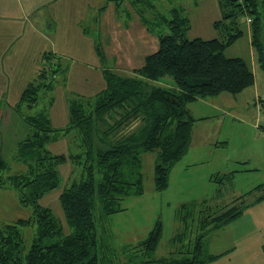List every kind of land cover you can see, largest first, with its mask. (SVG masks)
Instances as JSON below:
<instances>
[{"label":"rangeland","instance_id":"374dc122","mask_svg":"<svg viewBox=\"0 0 264 264\" xmlns=\"http://www.w3.org/2000/svg\"><path fill=\"white\" fill-rule=\"evenodd\" d=\"M96 2L94 6V0H77L74 13L78 11V14L72 18L66 15L70 17L71 25L82 16L80 24L83 28L88 27L86 37L90 41L89 44L78 42L77 37L64 35L67 43H63L64 38H59L57 49L63 52L59 59L62 66L53 79L52 89L39 93V102L33 109L21 106V109L16 107V111L3 114L0 157L9 165L3 177L22 173L26 168L15 160L17 144L29 133L25 116L42 112L49 119L52 129L68 126L70 102L80 100L85 104L90 101L92 105L96 95L105 87L104 71L133 77L131 70L124 67L127 64L141 65L144 56L158 49L156 36H164L169 32L168 21L176 10L189 21L185 34L187 40H212L221 35L213 26L222 20L218 0ZM101 4L104 6V18L99 22V31L96 33L91 25V17L97 14L96 7ZM61 15L62 21L60 19L58 22L63 25L65 15ZM262 18L261 41L264 52V13ZM238 19L243 34L226 47L223 54L228 58L239 57L249 65L254 75L253 85L237 95L221 93L226 97L220 96L221 100H217L222 103V113L208 104L209 100H214L210 97L185 103L184 107L193 110L194 116L207 118L197 122L187 151L170 169L165 189L155 190V153H142V193L122 198L116 205L117 212L111 214H104L102 207L96 204L95 230L105 264H140L143 257L138 246L157 225L161 227L160 241L151 260L170 257L178 249L187 253L190 244L201 232L199 223L203 216L232 206L236 198L240 199L239 202L243 201L244 205H249L251 199L264 194V61L260 60L259 53L251 45V24L242 16ZM147 29L152 34L149 30L148 35ZM44 31L48 34L47 28ZM93 43L99 54L94 51ZM49 45L47 41L44 46H47L44 49L47 52L51 51ZM42 63L47 67L46 59L44 62L38 59V68H41ZM51 63L55 65V61ZM27 81L36 83V76ZM170 82L168 78L158 84L171 90ZM18 94L19 91L13 95L10 93L9 98L16 101L20 97ZM76 135L73 129L68 135L49 139L45 149L52 155L78 153L75 145L79 139ZM84 168L82 163L77 166L71 161L59 165L58 187L38 201L41 206L51 209L54 217L62 222L64 230L66 222L58 196L72 180L85 176ZM31 214L29 207L20 205L17 189L6 184L0 190V227L16 219H26ZM22 233L27 248L34 233L33 228L23 229ZM177 235L183 238L182 243L173 242ZM206 245L216 253L226 251L216 258L217 262L211 264H264V200L249 205L241 216L219 230L210 232Z\"/></svg>","mask_w":264,"mask_h":264},{"label":"trees","instance_id":"16d2710c","mask_svg":"<svg viewBox=\"0 0 264 264\" xmlns=\"http://www.w3.org/2000/svg\"><path fill=\"white\" fill-rule=\"evenodd\" d=\"M218 1L222 20L213 26L221 32L219 38L187 40L189 21L176 10L168 21L169 32L156 36L158 49L144 56L143 64L133 69V77L104 71L105 87L92 105L90 101L70 102L68 126L52 129L42 112L24 117L29 133L17 144L15 160L26 168L22 173L3 177L9 165L0 157V190L6 184L17 189L20 205L29 207L32 214L0 227V264H105L95 230L96 204L104 214H111L117 212L116 205L122 198L142 193V153H155V190L165 189L172 165L187 151L191 139L195 119L184 107L185 103L226 92L237 95L253 85L249 65L239 57L228 58L223 54L243 34L238 26L240 16L251 19V45L264 61L261 41L264 0ZM53 57L43 55L47 67L38 71L36 83L32 81L23 89L20 104L33 109L39 102V93L52 89L53 79L61 70L59 61ZM168 78L171 90L158 84ZM73 129L79 139L78 153L52 155L45 149L49 139ZM66 161L77 166L82 163L85 176L72 180L59 193L66 222L64 230L51 209L38 201L58 187L57 168ZM263 198L264 195L255 199ZM238 200L234 199L232 206L221 208L218 213L203 216L199 223L201 232L192 244L189 242L187 253L177 248L170 257L151 260L161 234V227L155 226L138 246L143 257L140 264L214 261L216 256L208 253L206 238L252 204L244 205ZM26 228H33L34 232L27 248L22 233ZM175 241L182 243L183 238L177 235Z\"/></svg>","mask_w":264,"mask_h":264},{"label":"crops","instance_id":"0c3cea01","mask_svg":"<svg viewBox=\"0 0 264 264\" xmlns=\"http://www.w3.org/2000/svg\"><path fill=\"white\" fill-rule=\"evenodd\" d=\"M76 2L77 0H0V124L3 114L11 113L17 110L16 107L21 109V106H24L19 103L20 97L18 100L13 101L9 98V95L10 93L13 95L16 91H19V94H21L27 84L31 83L27 80L35 76L37 77L39 74L38 71L45 66L42 63L41 68L40 66L38 68V59L44 62L43 55L48 53L54 56L53 59L59 61L60 66H62L59 59L63 55V52L57 49L59 38H64V35H66L68 37H77L78 42H88L89 37H86V33L88 34V27L83 28L80 24L82 16L77 18V20L73 22V25H71L70 17L67 18L66 16L68 15L72 18L74 14H78V11L74 13ZM93 4L94 6L97 5L96 0H94ZM103 8L104 6L102 4L99 7L97 6V14H92L91 17L93 18L91 25H93L96 33L99 31V22L104 18ZM61 13L65 15L63 25H60L58 22L60 19L62 21ZM45 14L47 16H43ZM45 28H47L48 34L45 33ZM47 41H49L50 44V52L44 50L47 47H44ZM62 42L67 43V41L65 42V38ZM93 48L97 53L98 48L94 46V43ZM131 63L132 62H129V64ZM141 65L127 64L124 69L131 70L133 75V69ZM244 91L237 94L243 93ZM220 96L226 98L224 95L218 94L214 97H210V99L214 100H209L210 102L208 101V104L222 113L224 111L222 108L223 106H221L222 103H218V101L221 100L220 98H222ZM196 101H198V99H196ZM192 111L193 110L188 109V112H190L191 116L195 119L191 131V141L194 137L193 133L195 128L198 126L197 122L207 118L205 116H194ZM75 147L77 148V143ZM76 151L79 152L78 149H76ZM263 195L264 194L259 196ZM256 197L251 199V205L255 202L264 200V198L256 200ZM245 209L242 210V213ZM225 252L216 253L208 248V253L216 256V258L223 255ZM216 258L208 264L217 262Z\"/></svg>","mask_w":264,"mask_h":264},{"label":"built area","instance_id":"2783aa9c","mask_svg":"<svg viewBox=\"0 0 264 264\" xmlns=\"http://www.w3.org/2000/svg\"><path fill=\"white\" fill-rule=\"evenodd\" d=\"M246 21H247L248 23H251V19H250V18H246Z\"/></svg>","mask_w":264,"mask_h":264}]
</instances>
